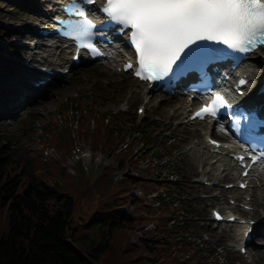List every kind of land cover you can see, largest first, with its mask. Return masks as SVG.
<instances>
[{
  "label": "trees",
  "instance_id": "obj_1",
  "mask_svg": "<svg viewBox=\"0 0 264 264\" xmlns=\"http://www.w3.org/2000/svg\"><path fill=\"white\" fill-rule=\"evenodd\" d=\"M70 104L64 103L69 122L59 118L64 124L59 132L75 122L77 138L62 141L51 134L59 160L52 162L53 171L43 160L33 170L29 163L34 159L10 149L0 133V264H224L219 251L190 241L191 217L197 212L182 200V184L150 180L161 176L156 168L172 171L161 155L156 164L146 160V132L139 131V146L132 152L130 131L119 134L109 116L93 110V101L87 108ZM22 122L33 127L35 111L29 110ZM83 140L111 156L115 170L128 165L131 152L132 162L144 167L120 179L103 170L90 184L78 159L72 178L60 163ZM130 231L141 234L140 244L131 241Z\"/></svg>",
  "mask_w": 264,
  "mask_h": 264
},
{
  "label": "rangeland",
  "instance_id": "obj_2",
  "mask_svg": "<svg viewBox=\"0 0 264 264\" xmlns=\"http://www.w3.org/2000/svg\"><path fill=\"white\" fill-rule=\"evenodd\" d=\"M11 8H13V10L20 9L8 3L7 0H0V17L1 13H4V16L0 18V26L8 28L23 26V29L19 31L23 36L16 38L15 32H13L10 36L11 41L25 39L28 35L31 37V31H29V29L33 28L34 24L32 22L26 23L25 25L19 24L16 20L7 15V12L10 11ZM3 32L6 33L9 31H6L5 28L3 31L0 29V44L5 43V50H9L12 46L9 41L5 40V42H3L5 38ZM59 67L60 66H57L56 68ZM104 69L105 67L99 65L98 62L80 65L72 69L62 82L49 86L50 93H47L45 97L37 98L34 102L24 105L21 113L18 117L11 120L10 124L1 120L0 133L8 138L9 148L13 151H17L18 154L24 151L27 153V156L30 155L31 160L32 158L34 159L29 163L33 170L36 169L37 160H43L46 163L45 167L47 171H53L52 162L59 160L57 152L49 142L51 134L62 141L70 139L72 135L74 136V140L77 138L75 134H72L77 130V124L75 122L71 123L70 129L66 132L65 130L59 132V127L62 128L64 125L63 122L59 121V118H66V123L68 124L69 122L66 114L68 109L64 106V103H78L80 107H84L85 104L87 108L89 101H93V110L109 116L111 124L119 129V134L123 133L125 130L130 131L132 152L139 146L136 137L139 131L143 130L149 137L146 160H154L153 163L156 164V156L161 155L164 158L163 160L160 158L163 163L164 161L170 162L172 172L162 167L156 168L155 171L158 175H161L158 179L165 178L166 180H172L171 182H183L181 183L183 187L182 200L190 207H193L197 212L196 215H199L196 220H191L190 241L196 245H208L211 249L219 251L223 255L224 264H237L241 258L238 257L239 253L236 251L235 243L230 240V237H220L221 228H227L228 226H224V224H215L208 220L209 210L211 208L220 207L225 210L226 213L229 205L226 203L225 199L224 204H222L223 201L220 197L216 199L207 198L210 193H205L203 191L204 186L199 184L198 181H192L193 177L198 180L200 176L198 173V163L191 158V156L194 157L193 154L196 151V148L192 146L197 147L196 144L201 143L203 138L194 128L190 130L178 125L177 121L179 116H166V109L177 104V98H169L161 96L160 94H158L159 96L151 94L152 101L148 102L150 103L149 105L147 103L144 114L142 115V113H137L136 111V109L140 107L141 102H143V99L134 91L136 82L127 74H118L114 82L104 88H100L96 83L99 82L102 73L104 75L106 72ZM15 72H18L17 68H13V78H15ZM105 75L107 78L113 77V75L108 72H106ZM93 82H96L95 86L98 87V94L101 97L96 94L97 87L92 84ZM159 97L165 98V102L159 99ZM154 103L162 108L156 110L155 105H153ZM69 107L76 108L77 104H70ZM30 108L35 111L37 117V122L33 127H29L22 122L23 117L29 112L28 110ZM45 129L47 130L45 131ZM190 147L191 149H189ZM190 150H192V153H190ZM132 152L127 156H130L128 165L122 170H115L116 168L114 167L116 163L111 156H107L100 148L93 149L87 141L83 140L77 143V146L72 150L69 158L64 163H60V166L65 169L69 176L75 178L78 171L76 160L80 159L83 168L92 179L90 184L103 170H107L109 175L111 173V175L116 178L123 176L124 172L134 177L137 170L144 166L140 164V162L136 164L132 162V155H134ZM47 158L51 161H48ZM71 169L73 170V174L70 173L72 172ZM71 181L75 184L73 179H71ZM227 181L229 180L226 179L223 183ZM225 193L226 195L224 198L230 195L229 191H225ZM239 200H241V198H239ZM124 209L126 212L131 211L130 205L125 206ZM230 227L233 228L232 226ZM236 233H238V231H236ZM140 236V233H135L133 231L129 233L131 241L135 244H140L137 238ZM256 241L257 240L247 245L246 254L242 256L251 255L253 252L256 258H258V263L264 264V255L260 254L258 250L259 246H262V243H257ZM229 244L232 245L231 248H229ZM139 253L144 254L145 251L141 249Z\"/></svg>",
  "mask_w": 264,
  "mask_h": 264
},
{
  "label": "snow or ice",
  "instance_id": "obj_3",
  "mask_svg": "<svg viewBox=\"0 0 264 264\" xmlns=\"http://www.w3.org/2000/svg\"><path fill=\"white\" fill-rule=\"evenodd\" d=\"M93 3L94 0H71L65 7L66 14L81 19L61 20L66 27L61 35L72 39L78 50L84 48L100 55L91 39L97 26L84 9V5ZM101 11L117 31L128 33L137 59L134 75L146 81H162L188 71L203 76V65L197 64L201 42H214L239 53L264 45V0H106ZM245 84L244 79L239 81V85ZM211 95V101L193 114L194 119L215 118L222 109L232 108L219 92ZM248 113L238 116L234 127L239 130L243 120L247 122L245 135L252 136L258 127H264V120L257 119L256 109ZM260 158L264 159V151ZM238 159L243 161L244 157ZM251 159L257 161L256 156ZM214 215L220 219L218 213Z\"/></svg>",
  "mask_w": 264,
  "mask_h": 264
},
{
  "label": "bare ground",
  "instance_id": "obj_4",
  "mask_svg": "<svg viewBox=\"0 0 264 264\" xmlns=\"http://www.w3.org/2000/svg\"><path fill=\"white\" fill-rule=\"evenodd\" d=\"M7 1L11 5L20 8L15 10L11 8V10L7 12V15L9 17H12L19 24L25 25L26 23L32 22L33 24H38V26H40L41 28H48V26H45L46 25V22L44 21L46 20L45 17L42 14L41 15L39 14V7L46 6L48 0H7ZM3 16L4 13H1V17ZM4 28L6 29V31H9L10 33L3 32L5 35L3 42H5V40L9 41L12 48H9V50H5L4 48L5 43L0 44V121L2 120L5 123L10 124L11 120L18 117V115L21 113V110L24 105L34 102V100L37 98L45 97L47 93L48 94L50 93V90L48 88L49 86L58 83L60 81H63V79L66 78V77L63 79L56 78L52 81L51 84L45 86L43 89H34L30 85L25 83L26 81L23 82L24 81L23 77L25 73L24 70L20 68V65L23 63V59L27 60V62L33 66L35 65L36 67L40 66L39 68L43 67L51 71L56 69L57 66L62 65V67H60L59 70H55V71H61L63 65L68 61H70L71 54L69 57H67L66 56L67 48L54 50L46 46L45 44H41L40 42L37 43L35 46L31 47L33 43H36V41L34 40V37L36 36L35 31L34 32L32 31V38H30V35H28L25 39H20V40L18 39L16 41H11L10 36L11 33L13 32H15L16 38L23 36L19 33V31L23 29V26L18 28H8V27L0 26V29L2 31L4 30ZM30 30L31 29H29V31ZM120 51H122L121 48H113V49L110 48L109 51L107 52L109 58L106 61L100 60L102 66L105 67L104 70L112 74L113 77L107 78L105 75L106 72L104 73V75L101 72L102 75L100 77L99 82L92 83L94 86L96 83L98 87L104 88L110 85L112 82H114L116 75L123 74L116 72V69L120 67L119 64ZM254 63L256 64V58L254 56H251L240 67L241 69H243L244 72L248 74L249 78L255 76V69L253 66ZM13 68H17L18 71L14 73L15 78H13V74H12ZM32 71L33 70H31V72ZM39 75L42 76L41 73H39ZM98 87L96 88L97 89L96 94L100 96L98 94L99 93ZM134 91L138 96L141 97V99H143V102H141V106L143 108L142 114H144L147 103L152 101V98L150 96L152 91L146 90L143 87H140L139 85H136ZM32 94H34V96H32ZM159 99H162V97H159ZM177 100H178L177 104L166 109V116L167 117L179 116L177 124L182 127L188 126L190 122H188L187 118L190 114L189 106L191 104L186 98L183 99L182 97H178ZM149 104L150 103H148V105ZM153 105H155L156 110H160L162 108L156 105V103H154ZM203 129L207 131V127H204ZM230 148H231L230 144L221 145L217 149L219 154H212L208 146L198 145L196 151L193 154L194 157L191 156V158L198 163V166L204 165L203 174L201 175V177L205 176L206 173H209L211 175V178L207 180L216 181L217 184L223 182L224 179H229L233 176L236 177L237 173L235 172L233 165L226 156ZM190 153H192V150H190ZM211 159L214 160L213 165L209 164V160ZM254 177L258 179L257 182L263 184L264 171H259V172L256 171L255 173H251L248 176L242 178V180H247L248 183L255 184V181L253 180ZM262 184H260L259 186H254L252 188H247L243 192V195L241 196L236 193H233L232 195L229 196V199H234V200H238L239 198H241L240 200L241 202H243L244 204H249L252 208L249 211H241V213L244 214V217L236 216V220L232 223L233 225L224 224L222 222L224 226H228V227L221 228L220 237H230V240H232V242H234L235 244H239L243 239V232L247 227L246 225L248 224L247 223L248 220H253L255 224V226L252 227V232H251L255 235L253 241L255 242V240H257L256 241L257 243L264 244V221L262 222V220H264V185ZM223 190L224 189L222 188V191L219 194L220 199L222 201H224V197L226 194L225 192H223ZM246 198H249V200L245 201ZM230 209L234 210V212H232V214L234 215H236L237 214L236 212L239 211L237 207H230ZM226 215L224 217H226ZM239 219H244V223L243 224L239 223ZM230 226H232L233 228H231ZM237 229L239 230V232L236 236ZM228 246L229 248L232 247L231 244H229ZM239 247L240 246L238 245L237 250L239 249ZM258 250L260 254L264 255V247L259 246ZM238 257H240L241 260L237 262V264H260L258 263L259 262L258 258H256L253 252L251 253V255L245 257L239 255Z\"/></svg>",
  "mask_w": 264,
  "mask_h": 264
}]
</instances>
